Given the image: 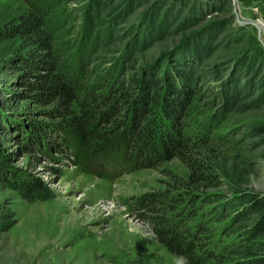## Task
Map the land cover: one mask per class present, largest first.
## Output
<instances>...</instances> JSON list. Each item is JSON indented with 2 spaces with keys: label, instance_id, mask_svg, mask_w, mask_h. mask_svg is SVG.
<instances>
[{
  "label": "rangeland",
  "instance_id": "obj_1",
  "mask_svg": "<svg viewBox=\"0 0 264 264\" xmlns=\"http://www.w3.org/2000/svg\"><path fill=\"white\" fill-rule=\"evenodd\" d=\"M55 2L51 14L63 27L60 37L73 45L71 57L81 45H94L80 72L86 86L95 87L99 71L118 58L125 79L138 66H160L174 77L194 67L190 78L175 77L192 98L183 142L151 166L78 162L58 119L47 114L51 106L35 102L19 82L24 71L15 57L24 44L1 42L0 208L13 216L0 231V264H122L137 255L180 264L141 215L149 194L179 195L178 208L192 209L215 231L223 224L220 245H241L242 252L221 264H264V250L252 245L264 243V0ZM27 9L26 0H0V24ZM131 41L136 48L122 59ZM234 86L241 100L221 112L219 95ZM23 177L38 179L55 197L27 201L15 187ZM216 210L223 211L220 221L211 218ZM242 211L247 218L239 220ZM254 226L257 234H248Z\"/></svg>",
  "mask_w": 264,
  "mask_h": 264
},
{
  "label": "trees",
  "instance_id": "obj_2",
  "mask_svg": "<svg viewBox=\"0 0 264 264\" xmlns=\"http://www.w3.org/2000/svg\"><path fill=\"white\" fill-rule=\"evenodd\" d=\"M55 1L26 0L28 9L25 12L0 24V43L18 40L24 44L23 51L15 57L19 63L17 70L24 71L19 82L28 87L35 102L51 106L47 114L58 119L56 126L62 129L61 134L67 138L77 161L89 157L111 165L139 167L158 163L163 155L172 156L182 146V120L188 114L192 99L188 85H177L175 77L190 78L194 67L185 65L184 69L176 71L174 77L160 73V66L149 69L138 66V70L125 79L123 74L120 75L122 64L118 58L112 66L99 71L102 75L96 80L95 87L86 86L80 72L84 71L82 66L94 45H81L71 57L73 45L60 37L63 27L51 14L57 4ZM94 5L98 10L99 4L95 2ZM154 13L156 21L158 14L153 8L150 18ZM169 16L173 17L172 14ZM163 22L164 19L160 23ZM130 43L127 55L122 59L129 57L136 48V43ZM12 62L8 63L9 67ZM27 78H31L30 81ZM241 92L242 89L235 86L223 90L219 95L222 101L220 111L240 102ZM215 97L219 98L218 93ZM15 187L27 201L55 197L53 191L38 179H17ZM179 200V195L149 194L141 200L146 212L141 215L146 218L156 241L180 264H221L229 254L242 252L241 245H220V232L225 231L223 224L215 231L213 225L204 221L202 216H196L192 209L178 208ZM259 202L254 201L253 205ZM247 211L253 212L250 208ZM12 216V211L0 208V231L11 226L4 220ZM223 216V211L216 210L211 218L220 221ZM245 218V211L237 215L239 220ZM256 232V226L247 231L248 234ZM252 245L256 250H264V243L253 241ZM255 262L263 263L260 259ZM122 264H161V260L137 255Z\"/></svg>",
  "mask_w": 264,
  "mask_h": 264
}]
</instances>
